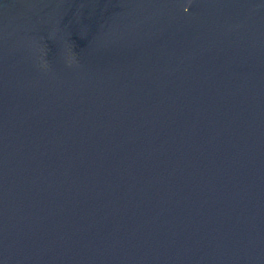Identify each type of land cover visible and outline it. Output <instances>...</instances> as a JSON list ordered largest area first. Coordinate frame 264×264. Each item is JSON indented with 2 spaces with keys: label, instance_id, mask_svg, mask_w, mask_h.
Here are the masks:
<instances>
[{
  "label": "water",
  "instance_id": "obj_1",
  "mask_svg": "<svg viewBox=\"0 0 264 264\" xmlns=\"http://www.w3.org/2000/svg\"><path fill=\"white\" fill-rule=\"evenodd\" d=\"M0 264H264V0H0Z\"/></svg>",
  "mask_w": 264,
  "mask_h": 264
}]
</instances>
